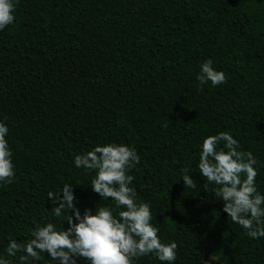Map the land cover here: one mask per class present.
I'll use <instances>...</instances> for the list:
<instances>
[{"label":"trees","instance_id":"obj_1","mask_svg":"<svg viewBox=\"0 0 264 264\" xmlns=\"http://www.w3.org/2000/svg\"><path fill=\"white\" fill-rule=\"evenodd\" d=\"M14 16L0 31V122L16 176L0 184V256L20 264L8 243H27L37 225L67 229L47 198L65 184L81 214L114 208L74 158L117 143L140 156L130 186L161 242L178 244L174 264H264V237L227 217L198 168L203 139L226 131L257 157L264 195V0H16ZM207 59L226 82L197 91ZM29 264L56 262L41 253Z\"/></svg>","mask_w":264,"mask_h":264},{"label":"clouds","instance_id":"obj_2","mask_svg":"<svg viewBox=\"0 0 264 264\" xmlns=\"http://www.w3.org/2000/svg\"><path fill=\"white\" fill-rule=\"evenodd\" d=\"M15 3L16 0H0V31L14 22ZM196 79L197 91H203L202 86L209 82L213 87L225 83L226 75L207 59L200 65ZM7 134V126L0 122V184L4 185L16 178ZM139 163L140 156L134 147L117 143L96 146L76 155L77 168L95 172L90 184L92 191L103 200L111 198L115 207H96L95 214L85 209L81 214L75 207L71 185L65 184L60 192L49 191L47 198L58 205L52 207V214L63 217L67 229L57 230L51 222L37 225L27 243L10 240L7 256L23 253L19 256L20 264L39 261L41 253L56 264H77V259L88 264H134L140 257L155 254L159 261L174 264L178 244L161 242L160 229L152 223L151 205L138 201L136 190L130 186L135 177L129 172ZM258 163L257 157L251 151L240 150L239 142L226 131L203 139L198 163L199 173L206 181L203 186L214 185L211 191L214 199L223 201L227 217L252 239L264 237V195L256 187ZM189 172L187 167L183 169L184 186L196 189L197 183ZM116 209L122 210L114 214ZM0 264L12 261L0 256Z\"/></svg>","mask_w":264,"mask_h":264},{"label":"rangeland","instance_id":"obj_3","mask_svg":"<svg viewBox=\"0 0 264 264\" xmlns=\"http://www.w3.org/2000/svg\"><path fill=\"white\" fill-rule=\"evenodd\" d=\"M202 264H223L216 257L211 256L207 260H205Z\"/></svg>","mask_w":264,"mask_h":264}]
</instances>
